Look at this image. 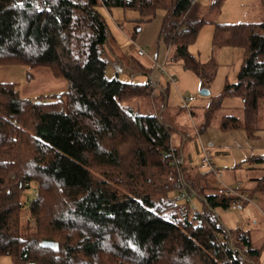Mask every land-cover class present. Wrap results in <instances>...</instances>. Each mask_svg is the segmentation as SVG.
Here are the masks:
<instances>
[{
	"label": "trees",
	"instance_id": "16d2710c",
	"mask_svg": "<svg viewBox=\"0 0 264 264\" xmlns=\"http://www.w3.org/2000/svg\"><path fill=\"white\" fill-rule=\"evenodd\" d=\"M222 1L203 11L200 0H0V66L45 67L66 81L64 91L27 99L0 79V255L12 264H255L260 250L249 232L217 213L237 196L219 193L217 179L210 189L187 179L172 128L129 104L152 96L153 82L118 78L123 68L107 55L110 32L97 9H134L138 22L162 9L155 67L173 49L204 83L216 63L200 62L188 45ZM213 24L212 46H239L242 60L236 81L208 107L240 97L242 117L224 116L219 128L253 137L264 102V18ZM249 161L261 173L248 191L236 190L264 194V153ZM178 172L195 209L177 198Z\"/></svg>",
	"mask_w": 264,
	"mask_h": 264
},
{
	"label": "rangeland",
	"instance_id": "374dc122",
	"mask_svg": "<svg viewBox=\"0 0 264 264\" xmlns=\"http://www.w3.org/2000/svg\"><path fill=\"white\" fill-rule=\"evenodd\" d=\"M210 0H200L203 11ZM97 9L103 15L110 35L113 36L122 47L123 58L120 56L122 67L129 69L132 65L137 73L119 71L120 80L128 82H144L146 74H142L145 67L150 69L153 60L156 59L158 49L159 29L164 11L156 10V13L145 22H138L139 12L130 8L113 6L105 8L102 5ZM205 13V12H204ZM210 20L203 24L196 38L188 45V50L195 55L200 62L213 59L216 63V71L212 78L204 83L190 69H184L179 59L173 58V49L167 50L163 60V70L153 88L154 95L138 97L129 102L137 108L141 114L157 115L164 123L172 128L170 146L175 148V135H186L187 140L177 145L182 152L178 160L182 164L187 151L192 156V164L196 169L188 170L186 161L184 172L186 178H198L195 182L206 189L215 184L216 176L209 172L208 166L201 162L202 153L197 151L200 143L206 146L213 156L214 165L221 168L222 182L217 179L218 185H226L231 188L242 186L248 188L252 185L253 177L260 175V164L251 163L249 159L256 154L264 153V102L261 103L260 115L257 121V129L253 137H248L244 130H223L219 123L224 116L236 115L242 117L241 99L237 96L226 95L221 98L220 107L209 109L212 100L220 96L225 83L235 82L237 72L242 60V48L239 46H212V32L214 22L239 23L256 22L264 18V9L259 0H223L220 6L211 13L205 14ZM118 22L119 24H117ZM119 25L121 29L119 28ZM141 47L144 55H138L137 49ZM153 61V62H152ZM138 65L142 67L138 68ZM140 65V66H141ZM131 66V67H132ZM144 66V67H143ZM111 65L107 66L108 77L115 75ZM173 77L174 81L170 78ZM0 79L16 83L18 94L27 99H34L39 95L46 96L66 89V81L55 76L45 67L28 68L24 65L0 66ZM207 88L209 94L201 95L199 90ZM188 96L191 97L187 101ZM182 139L181 141H183ZM180 142V141H179ZM196 147H195V144ZM181 145V146H180ZM173 148V149H174ZM203 173V175L200 174ZM182 174V173H181ZM183 175V174H182ZM221 187V186H220ZM34 185L25 193L30 194ZM235 203H241L236 208L227 210L218 209L223 223L229 227H241L249 232L252 247L260 250V254L254 261L255 264H264V194L247 196L246 191L235 194ZM192 201L199 203L193 195ZM184 202V198L178 199ZM242 201V202H243ZM0 264H12L8 255H0Z\"/></svg>",
	"mask_w": 264,
	"mask_h": 264
},
{
	"label": "crops",
	"instance_id": "0c3cea01",
	"mask_svg": "<svg viewBox=\"0 0 264 264\" xmlns=\"http://www.w3.org/2000/svg\"><path fill=\"white\" fill-rule=\"evenodd\" d=\"M100 5H102V4H100ZM103 7H105L104 5H102ZM105 8H107V7H105ZM117 24H119L118 22H116ZM119 28L121 29V27H120V25H119ZM160 47V45L158 44V48ZM122 47H119L118 46V43H117V40L113 37V36H109V38H108V40H107V47H106V52H107V55H108V57L112 60V61H114V60H116V62L118 63V64H122V62H121V59H120V56H122V58H123V52H122V49H121ZM139 48H141V47H139ZM138 48V49H139ZM162 47H160L159 49H157L159 52H163V50L161 49ZM138 49H137V51H138ZM142 49V48H141ZM138 53V52H137ZM145 54V53H144ZM143 54V55H144ZM138 55H140V54H138ZM141 56V55H140ZM153 62V61H152ZM154 62H155V60H154ZM154 62H153V66H151V68L150 69H147L146 67H145V69H144V71H143V73L142 74H146V79H151L152 80V82H153V86L155 87L156 86V84H158L157 83V80H158V78L160 77V74L161 73H159L158 72V70H157V68L155 67V64H154ZM141 65V64H140ZM140 65H138L137 64V66H138V68L139 67H142V65L140 66ZM132 66V65H131ZM130 66V68L129 69H125V68H123L122 67V65H121V67L123 68L122 70L121 69H118L119 71H125V72H129V73H134V71H135V67H131ZM112 68V70H113V66H111ZM144 67V66H143ZM153 95H154V93H153ZM180 134V136H177V135H175V140L174 141H176V142H174L175 144H173L174 146H175V148L176 149H179V148H177L178 146L177 145H179L180 143H181V145H182V148H183V144L186 142V140H187V137H186V135L185 134H183V133H179ZM183 137H185L184 138V140L183 141H181L182 139H183ZM180 141V142H179ZM182 142H184L183 144H182ZM195 144V143H194ZM201 144V143H200ZM180 145V146H181ZM195 147H196V144H195ZM174 148V147H173ZM196 150L197 151H199V147H198V145H197V148H196ZM180 152L182 153V155H183V152L179 149V151H178V153L180 154ZM183 161H187L188 162V164H186V168L188 169V170H193V169H196V168H194L193 167V164H192V156H191V154L189 153V151H187V155L185 156V160H183ZM185 162H183L182 164L184 165L185 164ZM198 173V171L197 172H195L194 173V175H193V177L194 176H196V174ZM200 174H203L202 172H200ZM196 178V177H195Z\"/></svg>",
	"mask_w": 264,
	"mask_h": 264
},
{
	"label": "built area",
	"instance_id": "2783aa9c",
	"mask_svg": "<svg viewBox=\"0 0 264 264\" xmlns=\"http://www.w3.org/2000/svg\"><path fill=\"white\" fill-rule=\"evenodd\" d=\"M144 53H145V51L143 49H141V48L138 49V54L143 55ZM156 65H157V70L160 73V70H163V63L156 61ZM170 79L174 81L173 77H171ZM190 100H191V97L188 96L187 101H190ZM198 147H199V152L202 153L201 162L204 165L208 166L209 170L212 173H214L216 175L217 179H219L222 182L221 177L223 175V171L221 170V168L214 165L213 156H212V153L210 152V150L206 146H204L203 144H199ZM175 180L177 182L178 188L180 189L179 194L177 195V198L178 199L184 198L188 202V204L191 206V208L195 209L196 207H195L194 201H192V199H191L192 195H191V193L187 192V190H186V186H185V183L182 179L181 172H178L177 176L175 177ZM218 192L219 193H225V194H237L238 193L236 188H231V187H228L224 184L218 188ZM236 207H237V203L234 202L231 205V208L234 209Z\"/></svg>",
	"mask_w": 264,
	"mask_h": 264
},
{
	"label": "water",
	"instance_id": "95a60500",
	"mask_svg": "<svg viewBox=\"0 0 264 264\" xmlns=\"http://www.w3.org/2000/svg\"><path fill=\"white\" fill-rule=\"evenodd\" d=\"M199 93L201 95H207V94H209V90L207 88H201L199 90ZM41 245L42 246H47V247L57 248V243L56 242H53V241H50V240H42L41 241ZM27 264H36V263L28 262Z\"/></svg>",
	"mask_w": 264,
	"mask_h": 264
}]
</instances>
